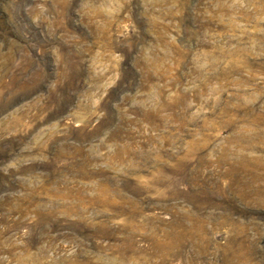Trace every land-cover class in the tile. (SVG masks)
Segmentation results:
<instances>
[{"label": "rangeland", "instance_id": "374dc122", "mask_svg": "<svg viewBox=\"0 0 264 264\" xmlns=\"http://www.w3.org/2000/svg\"><path fill=\"white\" fill-rule=\"evenodd\" d=\"M0 264H264V0H0Z\"/></svg>", "mask_w": 264, "mask_h": 264}]
</instances>
